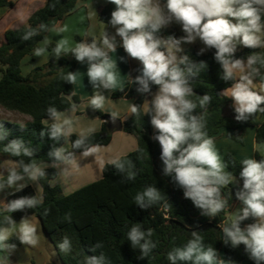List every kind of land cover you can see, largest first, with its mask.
Listing matches in <instances>:
<instances>
[{
	"label": "clouds",
	"instance_id": "1",
	"mask_svg": "<svg viewBox=\"0 0 264 264\" xmlns=\"http://www.w3.org/2000/svg\"><path fill=\"white\" fill-rule=\"evenodd\" d=\"M115 5L111 12L109 23L115 29L114 35L105 30L99 40L90 42L81 40L73 42L62 34L68 31L67 26H49L41 23L33 28L26 25V31L20 37L22 42L29 41L41 32L55 33L61 38L51 48L50 55L57 60L72 54L81 64L87 65L86 76L93 88L89 106L93 110H104L106 96L104 91H112L118 87L116 69L117 61H113L110 53H116L122 47L131 59L139 61V75L134 79L128 75L129 82L137 85L136 91L141 95H152L147 102L144 116L150 115V123L155 130L150 137L161 147L162 175L170 177L171 182L182 189L183 196L192 202L200 211V215L214 218L229 207L231 194L225 198L222 190L237 183L235 176L228 171L229 165L223 160L216 148L215 139L210 137L206 129L204 113L194 114L197 107L206 109L211 102V96L197 95L192 87L199 73L207 69L204 61L195 62L184 52L183 44H194L199 41L201 47L197 55L207 50L215 49L214 59L220 64V78L232 81L230 87L220 95L231 98L235 119L248 121L258 112L264 113V54L253 53L245 59H235L237 46L257 49L264 48V0H108ZM173 23L181 26L183 36L163 37V29ZM117 36L120 41H117ZM51 39L44 36L41 45L33 50V56L49 55ZM127 62L125 57H119ZM33 67L36 65L33 64ZM259 66V67H257ZM239 72V75H237ZM257 78L261 81L259 88L255 87ZM61 79L71 85L77 83V72L69 71ZM157 91L152 93V86ZM120 91H124L120 87ZM196 96L197 100L192 97ZM78 105L73 103L64 111L55 106L46 109L47 132H40L41 139L49 137L54 143L48 152L51 163L38 164L32 157L35 150L16 139L5 144L3 151L12 157H28L24 159H8L0 163V193L6 190L9 195L23 191L28 182L38 184L47 177L46 168L61 169V174H67L70 166L77 161L74 150H79V157L87 158L98 152L99 145L90 143L95 134L94 127L81 129L77 133L74 115ZM131 112L140 115V105L132 104ZM113 121L119 113H110ZM21 127H24L21 125ZM77 135L75 140L71 137ZM9 133L0 125V141H6ZM63 141L62 146H57ZM71 142V150L64 147ZM137 151L143 152L142 149ZM109 163L115 167L124 180L133 181L136 178L135 164L128 159L114 158ZM243 180L242 188L236 193V199L242 207L232 212L229 224L222 227L223 242L237 248L241 244L249 259L255 264H264V158L256 160L245 157L240 161ZM53 186V185H50ZM43 195L20 196L3 203V211L9 215L0 216V264H10L9 254L16 249V244L9 243L16 237L21 244L35 247L39 243L36 226L29 217H22L16 223L11 213L34 209L43 204ZM163 199L158 187L146 186L134 196V203L141 209H148ZM167 206V205H166ZM49 209L44 210L48 215ZM254 222L241 227L245 220ZM65 219L71 221V214H65ZM154 230H144L140 223L131 226L127 233L132 249H139L137 259L143 260L152 254L157 244L152 237ZM103 242L97 241L88 251L97 253L103 248ZM59 252L69 254L72 250L71 240L64 236L58 242ZM170 264H224L218 258V252L212 246L204 243V238L197 231L191 233V238L178 247L172 248L167 254ZM84 264H111L110 259L100 251L96 255L85 257Z\"/></svg>",
	"mask_w": 264,
	"mask_h": 264
},
{
	"label": "trees",
	"instance_id": "2",
	"mask_svg": "<svg viewBox=\"0 0 264 264\" xmlns=\"http://www.w3.org/2000/svg\"><path fill=\"white\" fill-rule=\"evenodd\" d=\"M77 0H46L45 5L34 12L27 25L33 28L41 23H46L50 27L60 24L76 8ZM16 4L12 0H0V8L7 7L10 10ZM115 5L108 3L99 11V20L103 24L111 26V12ZM26 31V25L16 29H10L0 38V106L8 111H15L32 117L24 127L5 120H0V125L9 133L6 141H0V163L5 160L24 159L28 157H12L3 151L6 143L20 139L27 146L35 150L32 157L38 164L51 163L48 152L54 143L49 137L41 139L40 132H47L48 125L44 123L47 119L46 109L48 106H55L58 110L64 111L71 104H79L81 98L74 93V85L61 79L69 71L75 72L78 62L72 54L51 59L48 63L38 66L25 76L22 72V61L26 56L33 55L34 48L40 46L46 32L33 39L22 42L20 37ZM161 36L179 37L177 29L166 28L160 33ZM94 38L77 37L76 42L81 40L91 41ZM55 46L51 43L49 50ZM196 47H188L181 55L187 54L195 62L204 61L208 65L202 70L193 81L192 87L197 95L211 96V102L206 109L197 107L194 114L204 113L206 121V131L210 137H216L222 129L243 130L245 127L253 125V117L248 121L240 122L235 119L233 101L220 93L230 87L232 81L225 82L220 78L222 68L214 59L215 49H210L208 53L197 55ZM264 54V48L252 49L244 47L234 54L235 59H245L253 53ZM140 64L134 65L131 77L134 79L139 72ZM259 67V66H257ZM264 73V68L260 69ZM261 85L259 78L256 80ZM137 85L129 81L123 88L124 91L117 90L112 97L133 99L134 104L140 105V115L131 114L126 120L116 118L113 121L110 114L98 111V116L103 120L102 127L91 137L90 143L99 146H107L112 141L114 132L122 130L134 135L138 140V148L121 159H128L135 164L137 173L135 180L128 181L122 178L114 166L107 163L103 167L102 179L90 183L71 194H64L60 185H53L52 181L58 177L56 168H46L47 177L39 180L43 191V204L34 209L17 211L11 213L16 221L22 217L36 216L41 221L43 230L55 244L58 255L63 264H84L85 257L96 255L102 251L111 261V264H170L167 254L174 247L184 245L191 238L193 231L199 232L204 238L207 246H212L218 252H224L229 260V264H242L249 259L245 252L244 245L232 248L223 242L224 234L222 227L230 223L228 213L231 207L238 201L235 193L243 186L240 177L242 166L240 160L235 155L227 154L224 161L229 165L236 178L237 183L229 185L222 190V195L227 198L231 194L229 207L219 213L217 217L209 218L200 215V211L195 208L192 202L185 199L182 189L177 188L170 177L162 175L163 164L160 160L161 147L157 141L150 137L155 130L150 123V115L144 114V103L150 94L141 95L136 91ZM157 90V86H152V92ZM197 100V97H192ZM230 109L231 113L226 114ZM259 113V112H258ZM257 113V114H258ZM256 114V115H257ZM264 117V113H261ZM236 141L243 143V134L232 136ZM77 138L76 134L71 137ZM256 141L258 144L264 142V122L256 129ZM63 141L57 146H62ZM71 145V142H70ZM79 153V150H74ZM256 160L264 158L257 151ZM7 173H5L6 175ZM53 185V186H50ZM154 185L159 188L163 199L156 205L144 210L134 203V196L141 192L146 186ZM37 195L35 188L28 185L23 191L16 192L15 195H8L6 203L11 199L20 196ZM167 205V206H166ZM49 209L48 215H44V210ZM71 214V221L65 219V214ZM254 221L250 218L241 223L245 227ZM140 223L144 230L149 228L154 230L152 237L157 247L149 257L140 260L139 249H132L130 241L127 240V233L131 226ZM67 236L72 243V250L69 254L59 252L56 241H61ZM97 241L103 242V248L97 253L88 251L89 247ZM9 243L16 246L20 244L17 238H11Z\"/></svg>",
	"mask_w": 264,
	"mask_h": 264
},
{
	"label": "crops",
	"instance_id": "3",
	"mask_svg": "<svg viewBox=\"0 0 264 264\" xmlns=\"http://www.w3.org/2000/svg\"><path fill=\"white\" fill-rule=\"evenodd\" d=\"M16 6L13 10L7 7L0 8V38L5 34L7 30L16 29L23 25L28 24L30 16L36 12L38 9L42 8L46 0H12ZM108 0H77L75 10L69 14L58 27L67 26L68 31L63 33V36L68 37L73 44L76 43L77 37L82 38H94L99 40L106 30L109 35L115 34V29L112 26L103 24L99 20V11L102 7L107 5ZM51 39V43H56L58 39L61 38L60 35L55 33H48ZM117 41H120V37L117 36ZM40 46L41 43H40ZM49 55L43 57H35L33 55L26 56L22 61V72L25 76L29 75L32 70L38 66L45 65L51 59L55 58L54 55ZM113 61H117L118 68L116 69L118 76V87L112 91H104L106 96L105 108L101 110L107 114L112 111L119 113V117L122 120H126L132 114L131 105L134 104L133 99L128 98H113L112 94L120 90V87H125L129 81L128 75L132 73L134 65L140 64L139 61L131 59L127 56L122 47H118L116 53H110ZM119 57H125L127 62H122ZM36 66L33 67L32 65ZM87 65L79 63L75 69L77 72V83L74 85V93L81 98V102L78 104V110L74 115V119L78 122L76 123L77 133L81 129H86L91 126L99 131L102 127L103 120L98 116L97 112L99 110H93L89 106V101L93 95V88L88 82L86 76ZM157 90L153 91L155 93ZM152 95H150L146 100L151 101ZM144 111L147 108V102L144 103ZM231 113L230 109L226 111V114ZM26 117V124L32 121L31 116ZM44 123L48 125L50 122ZM264 122L263 115L259 112L253 117V125L245 127L243 130H228L222 129L220 134L215 139L216 148L220 152L223 160L227 154H233L238 160H242L245 157H254L258 151L262 157H264V142L258 144L256 141V129ZM243 134L244 142L240 143L236 141L232 136H237ZM64 147L71 150L70 142L65 144ZM138 148L137 138L129 133L122 130L116 131L113 134L112 141L107 146H99L98 152L93 156L87 158L79 157L80 153H76L77 161L70 166V170L67 174H61V169L58 170V177L52 181L53 185L58 184V180H88L85 181L83 186L77 187V189H71L66 195L73 193L74 191L90 184L95 181L102 179L103 177V167L109 163L111 159L121 158ZM256 159V158H255ZM50 164V163H49ZM49 168V167H48ZM6 172V171H5ZM66 184V183H65ZM28 185H32L37 195L42 194V187L39 184L28 182ZM74 185V181L70 184L67 182V187L70 188ZM11 190H6L0 193V216L9 215L3 211V203H6V198L9 195L8 192ZM65 194V193H64ZM242 207L241 201H237L230 209L228 213V218L231 220L232 212H235ZM12 216V214H11ZM31 218V217H30ZM12 219L14 217L12 216ZM4 226V225H2ZM219 260H222L224 264H229V260L224 252H221ZM242 264H253L249 260H245Z\"/></svg>",
	"mask_w": 264,
	"mask_h": 264
},
{
	"label": "rangeland",
	"instance_id": "4",
	"mask_svg": "<svg viewBox=\"0 0 264 264\" xmlns=\"http://www.w3.org/2000/svg\"><path fill=\"white\" fill-rule=\"evenodd\" d=\"M162 3H166V0H161ZM169 28L177 29L179 32V37L183 36L184 33L181 30V26L178 24L173 23ZM262 37H264V33H261ZM178 37V38H179ZM188 47H196L198 50L203 47V45L197 41L194 44H183L182 48L184 51ZM244 48L242 45L237 46V50H240ZM209 50H207L205 53H208ZM182 54V53H181ZM237 75H239V72H237ZM261 85L255 81V87L259 88ZM26 115L15 112V111H8L0 106V120H5L13 123H17L19 125H26ZM0 171H4V169H0ZM74 181V185L72 187L68 188L67 182L70 184ZM88 180H58V184L62 187L63 193H68L71 189H77V187L83 186L84 182ZM66 183V184H65ZM70 193V192H69ZM30 218V217H29ZM32 223L36 226L38 237H39V243L35 247L19 244L16 246V249L12 251L9 254V260L10 264H63L61 261L58 251L55 247V244L52 242V240L47 236L43 230L41 221L38 217L32 216L31 218ZM16 223H19L20 221H15ZM2 226V225H0ZM4 226H7L4 224ZM14 238V237H12ZM16 238V237H15ZM58 244V241H56Z\"/></svg>",
	"mask_w": 264,
	"mask_h": 264
}]
</instances>
